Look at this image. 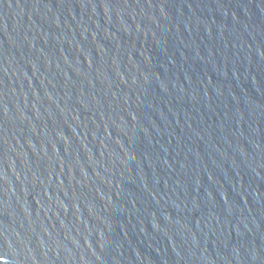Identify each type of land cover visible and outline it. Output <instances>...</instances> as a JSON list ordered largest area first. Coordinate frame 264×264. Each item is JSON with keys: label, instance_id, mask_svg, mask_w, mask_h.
<instances>
[{"label": "water", "instance_id": "95a60500", "mask_svg": "<svg viewBox=\"0 0 264 264\" xmlns=\"http://www.w3.org/2000/svg\"><path fill=\"white\" fill-rule=\"evenodd\" d=\"M0 264H264V0H0Z\"/></svg>", "mask_w": 264, "mask_h": 264}]
</instances>
